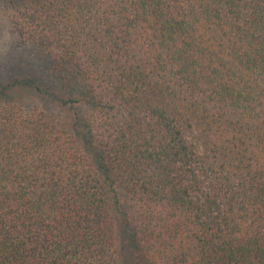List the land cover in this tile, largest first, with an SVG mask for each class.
I'll list each match as a JSON object with an SVG mask.
<instances>
[{
    "label": "trees",
    "instance_id": "trees-1",
    "mask_svg": "<svg viewBox=\"0 0 264 264\" xmlns=\"http://www.w3.org/2000/svg\"><path fill=\"white\" fill-rule=\"evenodd\" d=\"M0 264H264V0H0Z\"/></svg>",
    "mask_w": 264,
    "mask_h": 264
},
{
    "label": "rangeland",
    "instance_id": "rangeland-1",
    "mask_svg": "<svg viewBox=\"0 0 264 264\" xmlns=\"http://www.w3.org/2000/svg\"><path fill=\"white\" fill-rule=\"evenodd\" d=\"M6 26L0 22V83L17 74V63L23 61L24 53L15 45Z\"/></svg>",
    "mask_w": 264,
    "mask_h": 264
}]
</instances>
